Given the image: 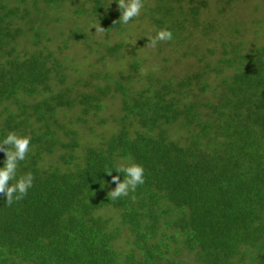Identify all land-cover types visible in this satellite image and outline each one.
I'll use <instances>...</instances> for the list:
<instances>
[{
	"label": "trees",
	"instance_id": "16d2710c",
	"mask_svg": "<svg viewBox=\"0 0 264 264\" xmlns=\"http://www.w3.org/2000/svg\"><path fill=\"white\" fill-rule=\"evenodd\" d=\"M63 1L34 0L31 11L0 0V142L13 131L31 136L17 179L34 175L22 201L9 207L0 195V264H264V44H222L220 69L206 66L219 78L214 100L188 98L194 81L202 93L208 89L202 72L136 91L112 80L113 88L109 82L74 92L52 52L16 48L25 34L18 23L31 12L44 15L39 2L53 9ZM167 1L159 0L165 15L174 8ZM104 7L92 0L101 24L119 28L120 10L110 18ZM71 38L87 35L76 30ZM112 89L121 98L119 129L75 156L78 133L59 114L77 107L75 123H85ZM176 124L188 133L182 142L170 137ZM59 147L62 166L42 167ZM5 160L0 152V167ZM131 162L144 166L145 184L108 199L115 184L105 168L123 180L115 167Z\"/></svg>",
	"mask_w": 264,
	"mask_h": 264
},
{
	"label": "rangeland",
	"instance_id": "374dc122",
	"mask_svg": "<svg viewBox=\"0 0 264 264\" xmlns=\"http://www.w3.org/2000/svg\"><path fill=\"white\" fill-rule=\"evenodd\" d=\"M18 1L8 0L11 6L18 3L21 10L25 7L33 10L34 0ZM101 1L112 18V12L119 10L117 0ZM170 4L173 11L165 15L159 0H146L137 19L111 30L101 24L106 32L98 36L92 26L101 22L91 10L92 0H64L53 9L44 8L39 2L38 7L45 9V13L35 16L31 12L18 23L25 34L18 38L16 48L20 53L52 52L65 68L66 86H71L74 92L92 91L94 85L105 86L109 82L112 86V80H119L129 90L136 91L148 87L151 82L172 80L176 83L183 77L202 72V81L208 89L202 93L198 81H194L188 98L193 99V94L198 101L214 100L219 78L211 68L220 69L218 60L222 57V44L242 42V49L246 50L264 44V0H168L167 7ZM31 18L37 20L30 22ZM161 29L171 30L174 39L159 43L155 49L145 48L148 36H154ZM76 30L85 33L87 38H71ZM37 31L40 34L36 45L33 40ZM115 45H120L118 51L110 52L108 49ZM134 63L137 69L132 68ZM154 65H159V71L151 70ZM207 65L211 68L207 69ZM142 68L148 69L147 75H141ZM222 71V75L229 74L227 69ZM102 103V111L97 116L85 117V123H75L80 115L77 107L59 114L60 120L78 133L80 147L75 156H81L87 146H98L119 129L114 120L120 117V95L112 89ZM169 129L174 140L182 142L188 136L179 124ZM62 138L68 142L64 136ZM63 153L59 147L53 155L44 157L41 166H62L60 156ZM100 214L111 216L113 212L103 210ZM123 242L121 239L119 244Z\"/></svg>",
	"mask_w": 264,
	"mask_h": 264
},
{
	"label": "clouds",
	"instance_id": "9594fccd",
	"mask_svg": "<svg viewBox=\"0 0 264 264\" xmlns=\"http://www.w3.org/2000/svg\"><path fill=\"white\" fill-rule=\"evenodd\" d=\"M117 2L121 15L114 22H120L124 25H128L131 21L137 19L146 4V0H117ZM92 28H95V33L98 36H102L106 32L101 23L94 24ZM173 39L174 33L171 30L161 29L154 36H148L149 42L145 48L155 49L159 43H166ZM151 70L153 72L159 71V65H154ZM147 72L148 69H141V75H147ZM31 151V136H21L14 131L9 132L0 142V152L6 155L4 166L0 167V195L6 197V205L9 207L25 199L29 189L34 186V175L31 172L23 174L17 179L20 162L25 161ZM113 171L112 168L107 167L104 170L108 176H111L110 183L115 184V187L107 194L110 200L127 198L146 182L145 168L140 163L118 164L115 167V172L122 173L123 180H121L120 175H112ZM131 199L135 201L136 196L131 195Z\"/></svg>",
	"mask_w": 264,
	"mask_h": 264
}]
</instances>
